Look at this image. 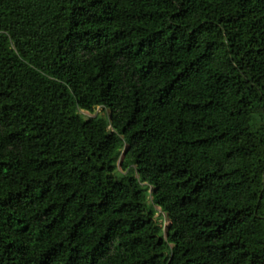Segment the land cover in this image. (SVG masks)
I'll return each instance as SVG.
<instances>
[{"label":"trees","instance_id":"1","mask_svg":"<svg viewBox=\"0 0 264 264\" xmlns=\"http://www.w3.org/2000/svg\"><path fill=\"white\" fill-rule=\"evenodd\" d=\"M0 264H264V0H0Z\"/></svg>","mask_w":264,"mask_h":264},{"label":"rangeland","instance_id":"2","mask_svg":"<svg viewBox=\"0 0 264 264\" xmlns=\"http://www.w3.org/2000/svg\"><path fill=\"white\" fill-rule=\"evenodd\" d=\"M81 114H83L85 118H89V117H94L95 115L107 116L108 111H103L102 109L97 108L92 113H87V112L81 111ZM155 210H156V215H155L156 220L158 221V223L163 228V231H166V228L170 223L167 215L161 213L160 209L157 207H155Z\"/></svg>","mask_w":264,"mask_h":264}]
</instances>
